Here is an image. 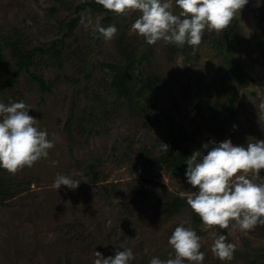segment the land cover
<instances>
[{"label":"rangeland","instance_id":"1","mask_svg":"<svg viewBox=\"0 0 264 264\" xmlns=\"http://www.w3.org/2000/svg\"><path fill=\"white\" fill-rule=\"evenodd\" d=\"M81 3L0 0V102L30 105L35 126L54 143L48 157L31 167L15 173L0 168L2 187L11 195L0 206V264H94L97 251L108 257L127 248L135 255L131 264L166 261L174 256L168 239L179 225L197 232L203 264H264V225L245 231L235 221L223 229L196 221L186 202L195 190L186 168L173 175L159 160L167 152L162 143L169 150L171 141L175 153L206 155L204 143H235L232 134L240 145L264 140V0H249L223 32L205 30L195 51L163 40L147 44L132 30L140 15L134 10L107 17L102 26L115 25L118 32L105 40L93 31L105 14ZM77 15V25L63 38ZM82 15L92 22L81 23ZM122 34L135 60L128 98L115 93L103 67L125 64L116 49ZM9 38L25 49H47L35 54L28 71L18 69L5 45ZM15 70V80L4 85ZM29 73L48 89L41 90ZM142 77L158 83L146 84L137 97ZM230 96L235 113L225 124L216 106ZM58 175L80 181L78 188L56 189ZM247 175L264 182V169L260 177ZM174 196L183 206L166 217L163 205ZM220 235L235 245L231 261L211 251Z\"/></svg>","mask_w":264,"mask_h":264},{"label":"clouds","instance_id":"2","mask_svg":"<svg viewBox=\"0 0 264 264\" xmlns=\"http://www.w3.org/2000/svg\"><path fill=\"white\" fill-rule=\"evenodd\" d=\"M105 10L126 14L129 10L140 13L132 24V30L143 36L149 45L163 40L175 46L201 44L205 30L223 32L229 27L236 13L249 0H96ZM262 0H256L259 5ZM178 8L177 14L173 9ZM91 18L82 15L81 23L90 24ZM94 34L112 40L118 32L115 25L102 26L97 19ZM32 109L24 101L0 102V168L15 173L25 166L48 157L54 147L46 130H39ZM235 128L236 125H233ZM211 143V147H209ZM202 147L207 154L194 151L186 160L185 177L195 189L186 202L200 220L208 226L228 228L235 221L241 230H252L264 225V182L257 183L248 177H256L264 169V140L234 145L230 139L211 141ZM168 151V145L162 143ZM80 181L58 175L53 186L60 189L78 188ZM184 197V193H180ZM174 256L166 261L153 257L149 264H203L204 253L197 232L184 225L176 226L168 239ZM211 251L220 261H231L235 245L224 235L218 236ZM94 264H131L135 255L131 248L116 249L115 254L104 257L96 252Z\"/></svg>","mask_w":264,"mask_h":264},{"label":"trees","instance_id":"3","mask_svg":"<svg viewBox=\"0 0 264 264\" xmlns=\"http://www.w3.org/2000/svg\"><path fill=\"white\" fill-rule=\"evenodd\" d=\"M82 6H89L90 8L96 9L100 12H103L105 15L103 17V20L101 21V25H103L106 22L107 17H109L113 12L109 10H105L101 5H99L95 0H92L91 2H88L86 0H82ZM80 19L79 15L76 17L70 19V21L65 25L67 28V33L63 34V38L67 37L70 35L72 32L73 28L75 25H77L78 20ZM59 41H62L59 40ZM56 44V41L54 40L51 45ZM116 49L117 52L120 54V58L124 60L125 64L122 65L121 62L117 63H109V64H104V68L110 71V85L111 88L115 91V93L119 97H125L128 98L130 95L129 92V85L130 82L132 81L131 75L133 74V67H134V58L132 51L129 49L128 45L126 44V38L122 34L117 42H116ZM5 45H7L10 48V53L12 56H15L17 59V68L18 69H24L28 71V67L33 65L34 62V56L36 53H44L46 51V47L42 46H36L33 47L32 49H25L20 41L16 40H11L10 38L7 39V42H5ZM56 56V53L54 57ZM57 57V56H56ZM61 66V64H59ZM18 75V70H15L13 72V75L11 77H8L6 81L4 82V85L9 86L12 84V82L15 80V77ZM30 77L33 78L38 82V85L41 90L48 89L46 84L44 83V80L34 74V73H29ZM109 78V79H110ZM153 80V79H152ZM150 80L147 82L144 77H142L139 80V87L138 90L135 91V95L137 97L143 96V88L146 86V84L153 85L155 83H158L156 80L152 81ZM233 102H234V97L230 96L228 97V100L221 104H218L216 107L220 111V113H225L224 114V123L227 124V122L230 120V117L234 115L235 109L233 108ZM227 104V105H226ZM230 110H228V108ZM226 110H228L226 112ZM223 121H219L218 124H222ZM66 129L69 130V122L67 121L66 123ZM222 129H220L221 131ZM231 139L235 141L233 143L234 145H240L237 140H235V135H231ZM170 145L172 146L164 155L159 156L160 164L166 169L171 171V174L177 175L178 173H183L182 169L186 168V160L188 156L191 155V151H184V152H179L175 153V142L171 141ZM90 170L93 173V178H96V174H94L93 171V166L90 165ZM182 171V172H181ZM11 195L2 187V182L0 179V206H3L5 204V201L10 198ZM182 198L180 196H174L173 199L166 201L163 205L162 208V213L167 215L166 217H171L172 215L176 214L179 212L181 207L183 206V202L181 200ZM196 219V218H195ZM199 219H196V221H199Z\"/></svg>","mask_w":264,"mask_h":264}]
</instances>
